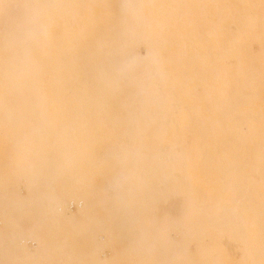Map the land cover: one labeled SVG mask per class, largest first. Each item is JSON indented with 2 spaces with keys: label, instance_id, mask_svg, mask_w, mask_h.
Segmentation results:
<instances>
[{
  "label": "bare ground",
  "instance_id": "1",
  "mask_svg": "<svg viewBox=\"0 0 264 264\" xmlns=\"http://www.w3.org/2000/svg\"><path fill=\"white\" fill-rule=\"evenodd\" d=\"M0 264H264V0H0Z\"/></svg>",
  "mask_w": 264,
  "mask_h": 264
},
{
  "label": "rangeland",
  "instance_id": "2",
  "mask_svg": "<svg viewBox=\"0 0 264 264\" xmlns=\"http://www.w3.org/2000/svg\"><path fill=\"white\" fill-rule=\"evenodd\" d=\"M138 49H139V51H140L141 54H145V49H144L143 45H140V46L138 47ZM246 152H248V151H246ZM176 175L179 176L178 173H176ZM22 192H25L24 189H22ZM75 207H76L75 205H72V206L70 207V210H71V211H72L73 209L75 210V209H76ZM173 236H175L176 238L179 237L178 234H176V235L173 234ZM29 245H30V244H29ZM189 247H190V249L194 250V245H193V244L189 245Z\"/></svg>",
  "mask_w": 264,
  "mask_h": 264
}]
</instances>
